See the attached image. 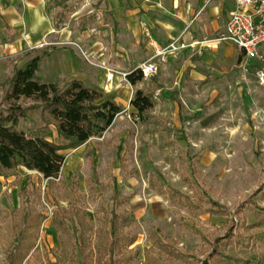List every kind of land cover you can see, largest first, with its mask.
Wrapping results in <instances>:
<instances>
[{
	"label": "rangeland",
	"instance_id": "rangeland-1",
	"mask_svg": "<svg viewBox=\"0 0 264 264\" xmlns=\"http://www.w3.org/2000/svg\"><path fill=\"white\" fill-rule=\"evenodd\" d=\"M44 1L47 10L54 0ZM99 1L72 0L65 9L55 8L47 17L54 18L55 29L72 31L71 39L76 41L83 32L82 18L94 11L93 15L101 14L105 19L104 8L97 10ZM93 24H87V29ZM46 43L50 44L40 45ZM180 56L169 59L168 65L149 81L120 89L118 96L124 113L113 126L83 147L63 153L66 164L61 176L69 185L77 183L82 206L95 224L105 209L112 208L113 190H118L119 200L125 202L119 211L123 227L134 241L131 250L137 254L134 264H142L144 250L158 235L168 241L177 240L183 251L196 252L201 240L189 233L185 224H196L209 236L225 234L221 228L226 218L190 214L177 205L173 192L193 196L186 181L229 208L233 217L239 207L246 205L249 224L261 217L250 202L264 208V121L260 119L264 116V86L253 70L248 75L243 73L239 62L242 54L232 45L219 53L210 63L207 75L198 82L190 81L181 72L184 57ZM11 75L8 67L0 77V104ZM138 90L161 91L157 107L145 117L131 106ZM175 94H179L183 111L174 101ZM104 95L113 99L115 94ZM40 115V110H30L28 118L21 121L20 130L40 127ZM17 178L22 179L20 185ZM28 183L41 190L38 207L48 217L38 250L51 251L59 246L53 225L54 202L62 196L59 180H44L37 172L25 169L18 170L9 180L2 179L0 217L4 211L21 208L19 192ZM60 204L68 206L63 201ZM230 253L242 256L246 251L231 248ZM208 257L209 254L199 256V264L208 262ZM50 259L54 260L51 254ZM0 264H4L1 252Z\"/></svg>",
	"mask_w": 264,
	"mask_h": 264
},
{
	"label": "trees",
	"instance_id": "trees-1",
	"mask_svg": "<svg viewBox=\"0 0 264 264\" xmlns=\"http://www.w3.org/2000/svg\"><path fill=\"white\" fill-rule=\"evenodd\" d=\"M72 0H54L47 8L65 9ZM100 0L97 9L103 3ZM82 29L95 19V15L82 18ZM45 54L28 53V60L16 68L9 80L6 96L0 104V178L8 180L20 169L37 172L44 180H59L61 199L54 202L53 225L59 246L51 251L38 250L43 224L47 221L38 205L41 190L26 184L19 192L21 208L4 211L0 217V252L4 264H134L137 254L131 250L134 241L123 227L120 209L125 202L119 200L114 188V203L105 209L96 224L82 206L80 190L74 181L69 185L61 173L66 164V151L77 150L91 139L101 137L114 124L124 109L103 93L87 88L80 81L45 83L38 77ZM242 56L239 58V62ZM138 72L128 76L131 86L142 82ZM180 111L184 105L177 98ZM131 106L140 117L150 115L157 107L155 91L135 93ZM41 112L42 125L27 132L20 130L22 120L30 110ZM22 179L17 178V185ZM193 196L173 192L177 205L190 214H208L226 218L222 226L225 234L211 236L196 224H185V229L200 238L196 252L179 248L177 240H165L158 235L144 250L142 264H199V256L209 254L205 264H264V208L256 223L249 224L246 205L239 207L233 217L229 208L200 193L186 181ZM45 199L47 197L45 196ZM68 203L67 207L60 202ZM236 218V220H235ZM246 251L245 255H232L230 249ZM50 254L54 260L50 259Z\"/></svg>",
	"mask_w": 264,
	"mask_h": 264
},
{
	"label": "crops",
	"instance_id": "crops-1",
	"mask_svg": "<svg viewBox=\"0 0 264 264\" xmlns=\"http://www.w3.org/2000/svg\"><path fill=\"white\" fill-rule=\"evenodd\" d=\"M234 5L235 0H104L97 10L104 8L105 19L98 14L100 20L95 17L91 25L99 36L90 37L88 28L79 33L77 40L82 37L85 48L95 51L96 42L103 43L108 49L104 59L122 72L151 60L156 48L174 40L208 42L180 56L184 57L181 72L190 81L198 82L207 75L210 63L219 53L234 46L216 41L225 33ZM46 12L44 0H0V77L8 67L13 75L16 68L26 64L28 53L36 51L45 54L38 71L43 82L80 81L103 94L114 93V102L122 107L119 90L130 84L119 79L107 83L101 70L88 65L73 47L61 45L72 40L73 32L55 29L54 18L48 19ZM43 42L51 45L37 48ZM12 63L18 66L13 67ZM177 98L180 100L179 94L174 97L179 106Z\"/></svg>",
	"mask_w": 264,
	"mask_h": 264
},
{
	"label": "built area",
	"instance_id": "built-area-1",
	"mask_svg": "<svg viewBox=\"0 0 264 264\" xmlns=\"http://www.w3.org/2000/svg\"><path fill=\"white\" fill-rule=\"evenodd\" d=\"M93 13L94 11L90 14L93 15ZM95 17L100 20L98 14ZM89 32L90 37L96 38L99 36L96 27H91ZM82 39L81 37L77 41L71 40L61 43V45L74 47L88 65L101 70L105 74L106 82L109 84H112L117 79L130 84L128 76L135 71L141 74L142 82L149 81L159 74L160 69L167 64L169 58H177L186 50H195L208 43L199 41L186 43L174 40L164 47L156 48L151 60L139 64L131 71L122 72L112 67L104 59L108 49L103 43L96 42L97 51L88 50L83 46ZM216 41L229 42L236 46L242 54L241 69L243 73L248 75L253 70L259 84L264 86V0H235L226 31ZM49 45L51 44L46 43L38 47L44 48ZM101 58L103 60L99 61ZM252 65H255V68H250ZM160 96V92H155L156 100ZM260 119L264 121V116H260Z\"/></svg>",
	"mask_w": 264,
	"mask_h": 264
}]
</instances>
